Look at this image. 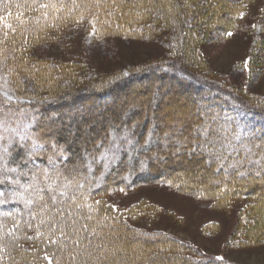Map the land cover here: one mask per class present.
<instances>
[{
  "label": "trees",
  "instance_id": "trees-1",
  "mask_svg": "<svg viewBox=\"0 0 264 264\" xmlns=\"http://www.w3.org/2000/svg\"><path fill=\"white\" fill-rule=\"evenodd\" d=\"M194 1L195 4L188 8L184 6V0H173V4L180 5L179 12L175 15L176 23H173L170 16L166 15L164 18H160L157 16L155 10L150 13H144L142 8L132 7L136 0H127L122 10L115 12L111 17L107 16L103 9L100 10L99 19L96 23V34L103 38L115 35L136 36L144 34L145 36H149L152 31L156 32L161 29L164 32L168 29L169 40L172 43L174 51H176L173 53L175 56L181 58V63L177 64L173 61H165L159 65H155L152 69H154L155 74L164 75L168 79L170 77L183 79L197 89L196 101H194L195 107L193 109L195 112L194 118L188 121L184 119V126L189 130L185 136L188 137L189 141L197 138L202 139V137H199L193 131L196 125L203 123L209 117L218 116V121L211 122L214 127L227 125L231 130L229 139L236 131H240L242 136L241 142L248 141L254 144H261L264 142V105L255 107L241 104L238 100L233 99L231 93L228 91L225 92L194 79L189 68L190 65L194 64L193 61L200 57L197 50L198 46L207 37L215 33L223 37H229V33L232 34L237 26V22L241 21L244 17L243 2L248 0H215V2L218 1L219 5L213 3L211 0ZM66 2L70 3V0H66ZM30 3L31 0H27V3L26 0H0V18H3L0 21V39L4 38L5 32L8 33V39L4 44H0V49H6L3 56L8 57L5 66L0 68V75L8 73V69H13V73L8 75L10 82L29 77L26 80L24 91L17 89L16 94L25 97L27 89H32L25 99L30 98L33 100V103L24 105L37 117V123L33 125L32 130L39 131L45 128L47 124L61 118V115H51L55 111L56 106H58L56 103L60 100L65 99L62 102H68L67 106L59 108L61 112H67L70 107L77 104H85L89 108L98 107L100 111H102L104 106L107 108L111 103L117 104L121 96H123L122 89H125V84L133 77V74L124 76L122 79H113L114 76H111L112 78L104 80L105 82L85 87L82 90H76L64 87V84L62 85L63 82L60 86L59 81L61 82V80L59 79L62 77H59L52 71L54 70L53 67L43 66V64H46V60L36 62L34 64L35 70L33 65L24 62L25 57H27V61L30 60L32 62L31 54L29 55L28 53L31 48L45 41L52 40L62 28L77 25L71 18L67 19L66 22L61 19L52 22L55 23L56 27H52L51 23L46 24L43 19L37 24L35 17L39 16L40 12L34 8H29L28 4ZM156 3L159 4L160 0H156ZM16 4H21L22 7L17 9ZM148 6L147 0H145L144 7ZM164 7L166 11L167 4ZM206 8L208 10H205ZM95 11L96 9L93 7L92 12ZM21 13L23 14L21 18L27 21L23 26L20 25L17 19ZM57 15L64 16L65 13L61 12ZM90 17L91 13H87L84 22L79 25L92 29L91 24L88 22ZM105 20L109 21V23H103ZM185 20L190 21V23H185ZM8 24L15 27L17 32L12 33L6 27ZM202 25L206 26L203 27ZM21 27L30 29L27 33L30 43L24 46L27 48V51H21L23 44V37L19 34ZM208 27H211V30L208 31L209 33L206 30L204 31ZM3 56H0V59H3ZM38 63H40V66ZM54 82L56 89H53ZM9 86L12 87L13 85L10 83ZM121 86H123L121 91L117 90ZM164 100L162 99V102ZM120 116L121 113L107 117L106 119L101 118L97 120V118H93V122L97 124L101 132L89 129L88 134L85 133L84 135L79 130L74 138L69 136V132H62L59 137H56V140L61 145H64L70 139L72 140L73 146H71L70 150L74 152L72 159L75 162L76 154H79L81 151V147L74 144L76 143V138L88 137L86 144L89 150H91L92 144L90 141L96 140L99 136L109 131L108 120L111 124L120 126L115 129L117 132H120L124 126L131 127L133 124H136L137 126L133 134L135 139L140 143H143L144 139L148 136L152 126L156 125L155 122L148 121L147 117H139L138 115L136 121L123 122ZM225 117L229 119H224ZM163 129L165 128L157 129L155 132V135L160 138L158 143L164 137ZM41 135L46 137L45 133H41ZM241 142L234 141L237 147H239ZM156 146V148L150 149L147 152L140 149L141 152L135 154L136 158L134 160H130L128 154L122 152L119 161L111 166V170L103 175L99 183H97L96 179L92 181L94 186L92 187L89 202H101L99 205H96L98 213L94 215L98 218L105 215L114 218L112 228L104 230L106 234L110 233L105 241L108 244L109 250H117L115 256H110L107 264H225L222 260L207 259L193 255L192 249L188 245L168 235L162 233L148 234L130 226L118 213L106 205L103 198H101L119 188L129 189L145 184L170 182L173 183L179 192L190 194L199 199L214 200L219 205L245 199L249 201V204L253 208L252 213H254L255 217H253L252 222L255 224H252L251 221L249 222L246 229H244V236L248 237L247 235H249L248 238L250 240L264 239V179L255 176L254 172L241 178L235 175L231 169L229 170V174L225 176L223 169L216 171L217 163L214 160L210 163L207 162L209 159L207 155H188L186 163L192 161L193 158H197L206 166L205 174L210 178L212 177V180L193 179L190 173H186L183 166H178V160L174 161V165L167 162L169 159L172 160L178 157L177 155L170 154L169 147H172L173 150V146L169 144L167 152L161 150L165 146H159V144ZM45 147L49 146L46 145ZM253 151L259 155L261 151H264V147H253ZM156 152H159L158 155L163 157V159H154L153 157ZM184 153L188 154L187 152ZM243 155L242 149L239 153H233V156L236 158H241ZM258 155L254 159L258 158ZM141 159L147 162V167L143 169L140 166ZM36 163L42 167L48 166L46 157L37 159ZM207 166L211 169L208 168L207 170ZM244 167L255 169L256 165L245 163ZM101 172H103L102 166L96 165L93 170V176L98 178ZM213 175H215V178ZM214 180H218L220 183H213L212 181ZM191 187L195 189H191ZM2 190H4L3 186H0V191ZM22 210L23 206L14 202L0 205V212ZM249 210L248 212H250ZM6 222L9 227L13 223L10 218ZM27 235L33 236V240L29 241L22 235V238L17 241V243L22 245V249L26 251H23V254H21V248L9 247L3 253L4 259L0 260V264H49L48 260L43 259L46 253L49 254L52 264H56V257H61V264H66L64 256L54 245H50L43 237H35L34 231H27ZM8 240L9 238L6 236L5 242ZM53 252H55V256L52 255Z\"/></svg>",
  "mask_w": 264,
  "mask_h": 264
},
{
  "label": "rangeland",
  "instance_id": "rangeland-1",
  "mask_svg": "<svg viewBox=\"0 0 264 264\" xmlns=\"http://www.w3.org/2000/svg\"><path fill=\"white\" fill-rule=\"evenodd\" d=\"M211 1L219 5L218 1ZM188 2L190 5L195 4L194 0ZM242 8L244 17L237 22L232 34L223 37L215 33L207 37L198 46L200 57L189 68L194 79L228 91L241 104L257 107L264 105V0H248L243 2ZM160 30L152 31L149 36L115 35L103 38L92 35V29L86 26L75 25L62 28L52 40L30 49L28 53L31 54L32 62L28 60L27 63L34 65L46 60L43 66L53 67L52 71L62 77L59 85L63 82L62 85L67 88L82 90L105 82L111 76H114L113 79H122L124 72L133 74L125 84V89H122L123 96L117 104H109V109L104 106L100 111L98 107L77 104L67 112H61L59 108L67 106L68 102H62L65 99L58 101L51 115H61V118L55 121V125L47 124L57 129L56 137L62 132H69V129L75 135L79 130L84 135L88 134L89 129L99 132L93 118L106 119L120 113L123 122L136 121L138 115L147 117L148 121L156 123L155 132L165 128L163 133L170 128L172 120L188 121L194 118L197 89L183 79H168L155 74L152 69L165 61L181 63V58L173 53L176 51L169 40V30ZM205 30L209 33L211 27ZM246 61L248 70L244 68ZM121 88L123 86L117 90L121 91ZM53 89H56L55 82ZM155 91L161 94L159 102L150 103ZM162 99L165 100L162 102ZM133 103L135 108H131ZM130 108L125 115V110ZM85 112L88 115L83 119H70L73 114ZM107 124L109 126L111 122L108 120ZM188 132L184 126L183 136ZM87 141L88 137L83 136L76 138L74 144L81 147V142L86 144ZM158 144L165 146L163 142H157L151 144L148 151ZM170 146L173 145L170 143ZM169 149L172 154V147ZM158 153L154 156L160 157ZM177 156L167 162L174 165V161L178 160V166H183L193 179L212 180L205 174L206 166L197 158L186 163L188 154L182 152ZM101 198L136 230L168 235L188 245L193 255L222 260L225 264H264V239L250 240L249 235L244 236V229L249 222L255 224L252 222L255 217L253 208L245 199L219 205L214 200L199 199L179 192L170 182L119 188Z\"/></svg>",
  "mask_w": 264,
  "mask_h": 264
},
{
  "label": "snow or ice",
  "instance_id": "snow-or-ice-1",
  "mask_svg": "<svg viewBox=\"0 0 264 264\" xmlns=\"http://www.w3.org/2000/svg\"><path fill=\"white\" fill-rule=\"evenodd\" d=\"M127 0H31L29 8H34L40 12L35 17V22L39 24L41 19L52 27H56L57 19L65 20L71 18L77 25L84 22L87 13H91L89 23L92 27V35L97 33L96 23L99 19L100 10L103 9L109 17L115 12L121 11ZM145 0H136L133 8H142L144 13L156 11L157 16L164 18L166 15L172 18L176 23L175 15L179 12L180 5L173 4V0H147L148 7H144ZM27 3V0H26ZM167 4L165 11L164 5ZM184 6L190 8L188 0H184ZM7 7V5H5ZM17 9L22 7L16 4ZM93 7L96 9L92 12ZM111 9V10H109ZM43 10V11H41ZM65 13L64 16L57 15ZM139 14V13H138ZM22 13L17 17L20 25L27 23L22 19ZM3 18H0L2 21ZM185 23L190 21L185 20ZM103 23H109L105 20ZM12 33L17 29L11 24L6 25ZM30 31L27 27H21L20 36L23 37L21 51H27L24 47L30 42L27 33ZM231 35V33H229ZM8 39V33H4V38L0 39V44H4ZM15 51V49H13ZM6 49H0V56ZM8 57L3 56L0 59V68L5 66ZM27 63V57L24 58ZM35 68V65H33ZM248 70V61L244 65ZM13 69H8V73L0 75V205H6L14 202L23 206L22 211H3L0 212V260L4 259L5 253L9 247L21 248L17 243L23 237L27 240H33V236L27 235V231H34L35 237H43L50 245H54L64 256L66 264H107L110 256H115L117 250H109L105 242L107 236L105 229L112 228L111 218L107 215L98 218L100 201L90 203L91 191L94 186L92 181L96 179L97 183L102 180L103 175L111 170V166L119 161L122 152L127 153L130 160H134L138 150L143 149L147 152L151 144L157 143L160 138L155 135L154 124L148 136L143 143L138 142L134 136L136 124L131 127L124 126L120 132L115 129L119 125L110 124L109 131L99 136L96 140L90 141L92 144L89 150L87 144L81 142V151L76 154L73 162L74 152L71 149L72 140L66 141L61 145L56 140L57 129L52 126H46L39 131H33V125L37 123V117L32 114L28 107L24 105L32 104V99H25L28 93L32 91L28 88L25 97L16 94V90L24 91L26 80L9 81L8 75L13 73ZM27 71V69H25ZM124 76L128 73L124 72ZM10 83L13 85L10 87ZM159 91H155L151 102H159ZM133 103L131 108H135ZM126 109L127 111L131 110ZM85 113L73 114L70 119H83ZM224 119H229L225 117ZM218 116H212L203 123L198 124L193 129L202 139H193L189 141L188 137L183 136L184 120L170 121V128L165 131L162 139L165 148L168 144L173 145V155L187 152L189 156L207 155L208 163L215 161L217 163L216 171L224 170L225 176L231 169L235 175L244 178L254 172L255 176L264 179V151L259 155L253 151V147L262 148L261 144L242 141L240 131H236L229 139L230 129L227 125L213 126L211 121H218ZM53 121V125H55ZM41 133H45L42 136ZM69 136L74 138L75 132L69 129ZM183 137V139H181ZM235 142H241L239 147ZM191 144V146H189ZM48 145L49 147H45ZM243 150V157L236 158L233 153H239ZM255 158L254 157H257ZM47 158V167L37 165L39 158ZM154 159H163V157H153ZM227 161V163H225ZM254 164L255 169L245 168L244 165ZM96 165H101L103 172L100 177L93 176V170ZM141 169L147 167V162L140 161ZM213 183L219 184L220 181L214 180ZM13 221L9 227L7 220ZM27 230V231H25ZM9 240L5 242V237ZM23 250L21 254H23ZM55 256V252L52 253ZM43 259H49V254H45ZM56 264H61V257H56Z\"/></svg>",
  "mask_w": 264,
  "mask_h": 264
},
{
  "label": "bare ground",
  "instance_id": "bare-ground-1",
  "mask_svg": "<svg viewBox=\"0 0 264 264\" xmlns=\"http://www.w3.org/2000/svg\"><path fill=\"white\" fill-rule=\"evenodd\" d=\"M116 94H117V92H116ZM120 97V96H119ZM119 99V98H118Z\"/></svg>",
  "mask_w": 264,
  "mask_h": 264
}]
</instances>
